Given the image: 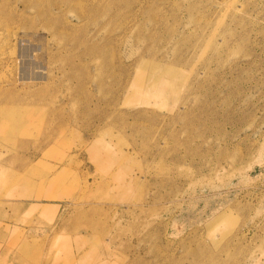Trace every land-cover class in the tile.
<instances>
[{
  "label": "rangeland",
  "instance_id": "374dc122",
  "mask_svg": "<svg viewBox=\"0 0 264 264\" xmlns=\"http://www.w3.org/2000/svg\"><path fill=\"white\" fill-rule=\"evenodd\" d=\"M0 264H264V0H0Z\"/></svg>",
  "mask_w": 264,
  "mask_h": 264
}]
</instances>
